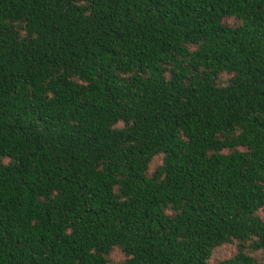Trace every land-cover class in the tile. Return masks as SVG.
I'll return each instance as SVG.
<instances>
[{
	"label": "trees",
	"instance_id": "obj_1",
	"mask_svg": "<svg viewBox=\"0 0 264 264\" xmlns=\"http://www.w3.org/2000/svg\"><path fill=\"white\" fill-rule=\"evenodd\" d=\"M0 264H264V0H0Z\"/></svg>",
	"mask_w": 264,
	"mask_h": 264
},
{
	"label": "rangeland",
	"instance_id": "obj_2",
	"mask_svg": "<svg viewBox=\"0 0 264 264\" xmlns=\"http://www.w3.org/2000/svg\"><path fill=\"white\" fill-rule=\"evenodd\" d=\"M234 252V246H225L222 249H219L218 251L215 252L214 254V259L215 260H223L228 257H230ZM119 255L116 253L114 254V259H117Z\"/></svg>",
	"mask_w": 264,
	"mask_h": 264
}]
</instances>
